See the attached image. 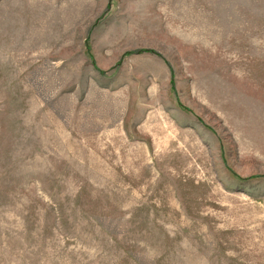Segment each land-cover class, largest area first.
<instances>
[{"label": "rangeland", "instance_id": "1", "mask_svg": "<svg viewBox=\"0 0 264 264\" xmlns=\"http://www.w3.org/2000/svg\"><path fill=\"white\" fill-rule=\"evenodd\" d=\"M0 264H264V0H0Z\"/></svg>", "mask_w": 264, "mask_h": 264}]
</instances>
